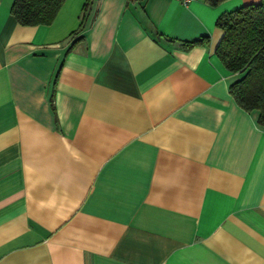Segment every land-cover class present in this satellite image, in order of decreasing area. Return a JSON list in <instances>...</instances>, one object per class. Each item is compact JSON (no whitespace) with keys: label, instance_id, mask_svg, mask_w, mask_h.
Masks as SVG:
<instances>
[{"label":"crops","instance_id":"obj_1","mask_svg":"<svg viewBox=\"0 0 264 264\" xmlns=\"http://www.w3.org/2000/svg\"><path fill=\"white\" fill-rule=\"evenodd\" d=\"M257 1L23 25L0 0V264H264V126L215 54L218 15Z\"/></svg>","mask_w":264,"mask_h":264},{"label":"trees","instance_id":"obj_2","mask_svg":"<svg viewBox=\"0 0 264 264\" xmlns=\"http://www.w3.org/2000/svg\"><path fill=\"white\" fill-rule=\"evenodd\" d=\"M63 1L13 0L10 12L23 25L49 24ZM204 1L216 5L223 0ZM215 24L223 31L215 54L227 70L241 74L229 85V93L244 110L256 109L257 121L264 126V0L222 12Z\"/></svg>","mask_w":264,"mask_h":264},{"label":"built area","instance_id":"obj_3","mask_svg":"<svg viewBox=\"0 0 264 264\" xmlns=\"http://www.w3.org/2000/svg\"><path fill=\"white\" fill-rule=\"evenodd\" d=\"M182 2H188V1H190V0H181Z\"/></svg>","mask_w":264,"mask_h":264}]
</instances>
